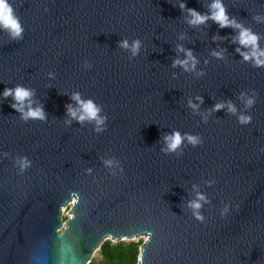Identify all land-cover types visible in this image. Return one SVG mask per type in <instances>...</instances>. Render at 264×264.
Listing matches in <instances>:
<instances>
[{
	"label": "water",
	"instance_id": "obj_1",
	"mask_svg": "<svg viewBox=\"0 0 264 264\" xmlns=\"http://www.w3.org/2000/svg\"><path fill=\"white\" fill-rule=\"evenodd\" d=\"M180 2L13 0L24 34L0 32V92L33 89L47 119L22 120L0 96V264H88L105 240L141 235L138 264H264V67L236 52L238 30L191 26ZM184 2L205 13L211 0ZM224 3L264 48V0ZM124 39L141 41L136 55ZM178 45L195 70L172 66L186 58ZM220 49L223 59L211 54ZM253 90L246 109L240 94ZM74 92L102 106V131L67 114ZM229 100L250 124L227 107L209 114ZM173 130L203 143L165 153ZM19 157L31 162L24 171ZM197 193L203 220L189 207Z\"/></svg>",
	"mask_w": 264,
	"mask_h": 264
},
{
	"label": "clouds",
	"instance_id": "obj_2",
	"mask_svg": "<svg viewBox=\"0 0 264 264\" xmlns=\"http://www.w3.org/2000/svg\"><path fill=\"white\" fill-rule=\"evenodd\" d=\"M179 7L182 11H186L187 15L185 19L191 26L206 24L208 20H212L220 28L231 27L234 30H238L237 34L232 37V42L239 45L235 49L236 52L240 53L243 61L247 62L251 60L253 67H264V48H261L259 45L261 39L260 35L251 28L245 27L234 16H230L224 0H211V3L207 5L208 11L205 13L187 7L184 0H181ZM253 18L257 21L262 19L259 15ZM0 32H6L11 39L19 40L23 38L24 27L19 15L16 13L13 0H0ZM221 38L222 37L218 35L213 37L214 40ZM118 43L121 48L130 49L133 55H136L141 47V41L139 39L133 40L131 44H129L127 39L121 40ZM244 49L248 50L245 51ZM177 50L185 52L186 58L183 60L179 58L174 59L172 66L175 67L180 65L186 71L195 70L198 61L193 55L192 50L184 49L182 45H178ZM224 51V49L213 50L211 54L219 59H223ZM205 63H207V61H205ZM88 66L91 67V65ZM197 74L202 75L203 71L201 70ZM49 75L51 76L53 74L49 73ZM257 95L258 93H256L255 90H253L252 95L241 92L240 97L243 99L246 109L253 108L256 104ZM0 96L13 97L14 102L11 104V107L21 114L20 118L22 120L47 119L42 104H36V106L33 107V89L17 84L13 88L5 87L4 90L0 92ZM72 99L77 102L78 106L73 107V105L68 104L66 106L67 114L81 124L85 121L94 122V131H102L105 126V120L107 119L106 116L100 115L102 106L96 104L92 99L85 101L79 92H74L72 94ZM196 99L202 102V97L197 96ZM188 103L194 111L198 109V104L193 103L191 99ZM225 107H227L229 113L237 115L238 124L248 125L252 122V114L250 112L238 113L237 107L230 100L215 104L213 108L209 110V114ZM204 120L205 122L207 121V115L204 116ZM68 122L70 123L71 121ZM163 139L166 143V147L163 148L162 151L165 153L177 152L178 149L182 148L185 142L192 144L194 147L203 143V138L200 134L181 133L179 130H173V132L166 134ZM261 151H264V148H261ZM7 155V152L0 153V157ZM16 163L19 165L21 171H24L31 164L26 157H19ZM112 163V160L105 161L106 165H111ZM88 171L90 172L91 169ZM207 183L211 184L213 181H207ZM201 202H208L207 197L201 193H197V199L189 202V207L193 209V215L199 220H203L202 214L198 211L202 207ZM224 211H227V206H225ZM221 214L223 215V212Z\"/></svg>",
	"mask_w": 264,
	"mask_h": 264
},
{
	"label": "trees",
	"instance_id": "obj_3",
	"mask_svg": "<svg viewBox=\"0 0 264 264\" xmlns=\"http://www.w3.org/2000/svg\"><path fill=\"white\" fill-rule=\"evenodd\" d=\"M142 240H105L99 247L101 258H91L88 264H137Z\"/></svg>",
	"mask_w": 264,
	"mask_h": 264
},
{
	"label": "rangeland",
	"instance_id": "obj_4",
	"mask_svg": "<svg viewBox=\"0 0 264 264\" xmlns=\"http://www.w3.org/2000/svg\"><path fill=\"white\" fill-rule=\"evenodd\" d=\"M70 209H71V202H69L68 204L62 206L61 208V216H62V219H66L67 217L70 216ZM138 239H141L142 241L145 239V235H141V236H138V237H132L131 239H123L125 241H129V240H138ZM93 259H96V260H99L101 258V255L99 253V249L96 250L94 253H93V256H92ZM138 264V262H137Z\"/></svg>",
	"mask_w": 264,
	"mask_h": 264
},
{
	"label": "bare ground",
	"instance_id": "obj_5",
	"mask_svg": "<svg viewBox=\"0 0 264 264\" xmlns=\"http://www.w3.org/2000/svg\"><path fill=\"white\" fill-rule=\"evenodd\" d=\"M146 237V236H145Z\"/></svg>",
	"mask_w": 264,
	"mask_h": 264
}]
</instances>
